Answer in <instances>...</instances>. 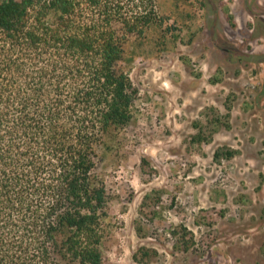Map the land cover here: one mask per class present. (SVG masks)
<instances>
[{"label":"rangeland","instance_id":"obj_1","mask_svg":"<svg viewBox=\"0 0 264 264\" xmlns=\"http://www.w3.org/2000/svg\"><path fill=\"white\" fill-rule=\"evenodd\" d=\"M151 1L124 44L133 116L95 169L101 264H264V0Z\"/></svg>","mask_w":264,"mask_h":264},{"label":"trees","instance_id":"obj_2","mask_svg":"<svg viewBox=\"0 0 264 264\" xmlns=\"http://www.w3.org/2000/svg\"><path fill=\"white\" fill-rule=\"evenodd\" d=\"M151 0H0V264H101L99 149L137 90L124 44Z\"/></svg>","mask_w":264,"mask_h":264}]
</instances>
